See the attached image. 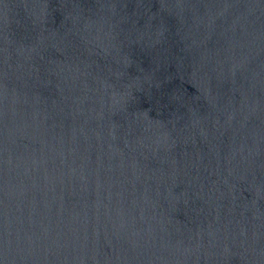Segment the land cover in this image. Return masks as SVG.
<instances>
[{
  "label": "water",
  "instance_id": "95a60500",
  "mask_svg": "<svg viewBox=\"0 0 264 264\" xmlns=\"http://www.w3.org/2000/svg\"><path fill=\"white\" fill-rule=\"evenodd\" d=\"M0 264H264V0H0Z\"/></svg>",
  "mask_w": 264,
  "mask_h": 264
}]
</instances>
